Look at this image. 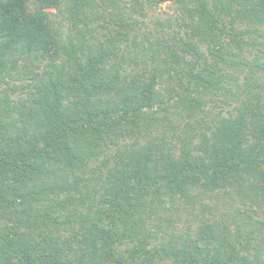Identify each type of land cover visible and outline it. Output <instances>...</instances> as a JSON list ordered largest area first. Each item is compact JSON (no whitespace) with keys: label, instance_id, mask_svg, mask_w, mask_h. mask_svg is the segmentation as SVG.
<instances>
[{"label":"trees","instance_id":"1","mask_svg":"<svg viewBox=\"0 0 264 264\" xmlns=\"http://www.w3.org/2000/svg\"><path fill=\"white\" fill-rule=\"evenodd\" d=\"M120 1L0 0V264H153L162 256L264 264L260 243H251L264 231V37L252 27L262 22L264 0H214L216 10L208 0H174L190 33L154 38L134 32L140 0L129 11ZM102 4L111 28L98 37L88 22L104 15ZM49 9L66 12L75 37ZM171 25L167 19L166 31ZM124 47L135 55H119ZM129 64L139 71L128 72ZM163 71L176 82L166 98L157 88ZM206 89L228 95L236 114L220 108L206 123L199 100ZM174 96L184 136L152 139L156 112ZM168 114L160 118L174 129ZM225 187L247 207L230 215L233 234L223 218L202 224L189 243L178 237L176 247L170 234L163 247H147L157 237L145 228L149 205L177 194L195 204ZM80 221L87 233L71 227Z\"/></svg>","mask_w":264,"mask_h":264},{"label":"rangeland","instance_id":"2","mask_svg":"<svg viewBox=\"0 0 264 264\" xmlns=\"http://www.w3.org/2000/svg\"><path fill=\"white\" fill-rule=\"evenodd\" d=\"M120 2L121 5L127 8V11L132 10L134 6L133 4L135 3L134 0H121ZM139 4L140 7H137ZM139 4L135 6V10L133 9L134 11L132 10L134 18L140 22V27L134 31L139 37L141 34H143V36H146V38H154L156 36L162 37L163 32H165L169 36H172L171 33L175 31L177 32V30L182 35H184L185 32L187 34L190 33V29L188 27H181L180 25L182 21L188 22V20L181 15L180 6L176 1L166 0L158 2L155 0H140ZM208 4L210 8H213L214 0H208ZM102 6L104 9V15L92 20L93 22H88V29L92 28L91 33L98 37H102V33H105L107 35L109 29L111 28V25L109 24L111 23L109 21V15H107L110 8L107 6V4H102ZM62 9L63 8H61V10ZM49 11L52 12V17L60 24V27L63 29V33L65 31L69 32L71 36H76L77 30L72 27V22L67 18L66 12L58 11L57 9H49ZM221 16V18L225 20L224 14H221ZM167 19H170V21L172 22V25L169 27L168 31H166L165 27V25L167 24ZM241 26L243 27V25ZM252 27L259 30V32L264 37V17L262 18V22H254ZM78 29L82 32H85L81 23H78ZM86 35L88 37V33H86ZM136 49H138V47H136ZM145 51L146 52H143L142 54H145L144 59L146 60L148 66L151 67L152 52L147 50ZM122 52L124 53L121 54ZM133 52H135V47H133L132 50L124 47V51H121V53L119 52V55H124L123 57L128 58L135 55ZM254 55L255 54H246V58L248 59V61H251L253 58H255ZM160 56L165 57V54H160ZM258 56L259 54H257V57ZM137 58H141V55H138ZM139 67L129 64L127 71L130 73H136L137 71H139ZM149 72L150 71L148 70V74H150ZM148 74L145 75L147 79H149ZM169 75L170 74L168 72L163 71V74L161 76L162 82L159 81L160 83L157 86L158 93H163L164 98H166V93H164V90L167 88V86H176V82L174 80L168 79ZM256 75L258 76V73H256ZM19 96L25 98L26 93H20ZM175 97L176 96H174V100L172 99L170 103L167 102V99L164 100L168 104H172L175 102ZM228 97V95L224 97L221 91H215L212 89H206L203 91L199 100L201 101L200 108L207 113V115L205 116L206 123L211 124V118L214 117V114L220 111V108H222V111L220 112L223 114V116H227L230 113H232V115L236 114L235 111H232L234 103L231 101V99H228ZM10 98L14 99L15 95L10 94ZM224 102L228 105H225ZM175 105L176 103H174V105H172V107L168 108L167 110H159L156 112V115L158 116V118L156 117L157 125H155V128L151 130L150 136L152 137V139L155 136L161 135H165L168 138L176 134L180 135L179 137L184 136L183 129L185 117L184 114H182V109H180L179 106ZM155 107L156 104L153 106V108ZM167 111L171 112V114L168 115L171 118L172 125L176 127L174 129H171L169 127L170 125H167L166 120L160 118ZM228 111L231 112L228 113ZM194 119L195 118L191 117L188 120L186 119V121H189L195 126L196 123ZM211 127L213 128V126ZM160 130H163L162 133L159 132ZM194 132L197 133V130L195 129ZM206 133L209 134V131H206ZM146 139L147 136L145 135L137 138V140L141 143H144ZM198 141L199 137H196L195 142ZM171 142H173L174 145H179L178 139L175 140L174 137L171 138ZM112 152V149L108 150L107 155H111ZM199 191L200 190H194L192 192L197 194ZM178 195L179 194L175 195L174 198H170L166 195L163 196L164 202L160 207H158L159 205H157V207L149 209L151 205L148 206L146 213L147 215H149V217L147 219V225L145 228L146 230L147 228H149L153 232H156L157 236L156 238H151V243L147 246L148 248L154 244L157 248H160V246L163 247L170 239V234L171 240L176 247L179 245V241L176 240L178 237L187 238V241L189 243L190 239H195L197 237V229L201 228L202 224H211L212 222H218L220 223V225H222L221 222L223 218L231 219L230 215L231 217L235 216L237 215V211H243L247 209L246 205L239 201L240 196L235 194L234 192L232 193V189L230 187L222 188L217 193H201L199 195H201L202 197L200 199H197V201H195V204H191V201H184V199L179 197ZM207 205L209 206L206 207ZM162 207L165 208L162 209ZM80 213L84 218L85 209L82 210L81 208ZM251 215L252 218L257 217V214ZM259 216H264V213L260 211V215H258V217ZM99 225L100 224L98 223V226ZM71 227L78 233H87L84 227V221H80V223H71ZM227 227L228 230H230L231 234L236 231V226L232 223V219L230 220V224ZM258 237L259 239L255 241L252 240L251 243L253 246H255L256 243H260V247L262 248V255H264V231L260 232V234H258ZM79 242L81 241L79 240ZM132 244L133 241L122 243L119 244L118 248L121 250L126 245L132 246ZM199 245L201 246L202 243L199 242ZM237 248L240 247L238 246ZM249 253L251 254V249H249ZM171 259L172 258L170 257L162 256L153 264H175V262Z\"/></svg>","mask_w":264,"mask_h":264}]
</instances>
